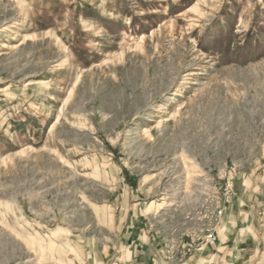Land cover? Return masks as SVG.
Listing matches in <instances>:
<instances>
[{
    "label": "rangeland",
    "instance_id": "374dc122",
    "mask_svg": "<svg viewBox=\"0 0 264 264\" xmlns=\"http://www.w3.org/2000/svg\"><path fill=\"white\" fill-rule=\"evenodd\" d=\"M239 192L264 193V0H0V264H196Z\"/></svg>",
    "mask_w": 264,
    "mask_h": 264
},
{
    "label": "crops",
    "instance_id": "0c3cea01",
    "mask_svg": "<svg viewBox=\"0 0 264 264\" xmlns=\"http://www.w3.org/2000/svg\"><path fill=\"white\" fill-rule=\"evenodd\" d=\"M51 245L56 248L58 262L75 264L68 259L64 263L58 259L59 253H62L59 250H63L64 246L69 250L75 249L72 243L60 245L55 242ZM49 250L48 245L43 253V262L47 264L52 261ZM215 251L214 257H209L207 252L196 264H264V193L239 192L233 195L225 210ZM89 254L93 253H88L86 264H95Z\"/></svg>",
    "mask_w": 264,
    "mask_h": 264
},
{
    "label": "built area",
    "instance_id": "2783aa9c",
    "mask_svg": "<svg viewBox=\"0 0 264 264\" xmlns=\"http://www.w3.org/2000/svg\"><path fill=\"white\" fill-rule=\"evenodd\" d=\"M226 200H228V198ZM223 217H224V204L219 203L218 206L215 207L212 217H209L211 218L208 222L209 228L205 230L206 232L203 238L201 239L200 244H198L197 246L198 249H201V247L203 246H207V245L214 246L217 244V242L219 241L218 229L220 228Z\"/></svg>",
    "mask_w": 264,
    "mask_h": 264
}]
</instances>
